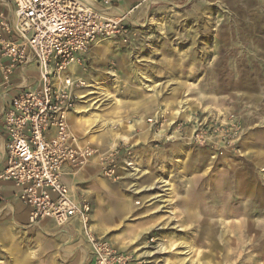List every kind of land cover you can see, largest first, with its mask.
<instances>
[{
    "label": "rangeland",
    "instance_id": "374dc122",
    "mask_svg": "<svg viewBox=\"0 0 264 264\" xmlns=\"http://www.w3.org/2000/svg\"><path fill=\"white\" fill-rule=\"evenodd\" d=\"M133 8L130 41L110 45L118 59L102 68L94 45L75 71L89 86L76 117L96 115L88 134L70 122L80 145L135 160L117 181L101 176L96 157L72 174L91 205L87 228L138 264H264V0ZM163 15L160 25L150 20ZM110 72L116 86L105 98L96 85ZM161 111L165 124L150 130L146 120ZM33 227L10 240L7 264H94L83 231L46 220Z\"/></svg>",
    "mask_w": 264,
    "mask_h": 264
},
{
    "label": "built area",
    "instance_id": "2783aa9c",
    "mask_svg": "<svg viewBox=\"0 0 264 264\" xmlns=\"http://www.w3.org/2000/svg\"><path fill=\"white\" fill-rule=\"evenodd\" d=\"M116 0H0V123L5 140L0 182L14 183L19 201L29 208V224L52 220L59 226L79 222L94 264H138L108 241L96 237L90 222L89 200L64 181L68 174L98 159L101 176L117 181L121 171H133L131 154L115 150L97 155L90 144L80 145L69 116L87 86L70 71L99 39L130 41L129 15L112 16ZM33 66L38 78L25 71ZM16 76L19 78L16 81ZM164 113L146 120L150 130L165 124ZM201 134L195 137L200 144Z\"/></svg>",
    "mask_w": 264,
    "mask_h": 264
},
{
    "label": "crops",
    "instance_id": "0c3cea01",
    "mask_svg": "<svg viewBox=\"0 0 264 264\" xmlns=\"http://www.w3.org/2000/svg\"><path fill=\"white\" fill-rule=\"evenodd\" d=\"M87 1L92 6L97 7L99 5L98 0H87ZM142 1L146 2V0H117V2H115L113 6V9L111 10V13L113 15H121L124 13L131 14L135 10L133 8V5L140 3ZM99 43H101L99 45L101 47L98 46ZM111 44H114L112 40L100 41L97 44H95L97 45V48H94L93 50L92 47L91 56L96 62V64L98 60L102 61V63H100V66H102V68L106 65V63L110 62L111 59L113 58L118 59L119 50L118 49L113 50L112 47H110ZM105 45H108L109 47ZM110 50H113V53ZM25 75L27 80L33 82L38 78L37 69L33 66H30L25 71ZM15 79L16 81H18L19 78L16 76ZM4 104H5L4 102L0 101V113L1 110L3 109ZM184 118H188V117L184 116ZM130 129H132V126H129L128 130ZM0 131L2 136L1 141L3 142V155L5 159V140L1 128V123H0ZM124 132L128 133L126 131ZM4 159L0 166V171L4 168ZM64 181L67 185H70L74 188V181L72 179V174L71 175L68 174L67 176H65ZM29 214H30L29 208L24 206L18 199V192L14 183L11 181L0 182V263L1 264L2 263L7 264L8 260L10 259L9 258L10 253L8 251V248L13 247L12 245L16 242V241L10 242V240H12L16 235L17 236L20 234L27 235L28 232L27 229L34 228L29 224ZM46 221L51 222L52 220H46ZM78 223L79 222L75 221L70 226H73L74 228H78L77 227ZM43 228L45 229L47 228V226ZM63 229L64 228H62V230Z\"/></svg>",
    "mask_w": 264,
    "mask_h": 264
},
{
    "label": "bare ground",
    "instance_id": "6f19581e",
    "mask_svg": "<svg viewBox=\"0 0 264 264\" xmlns=\"http://www.w3.org/2000/svg\"><path fill=\"white\" fill-rule=\"evenodd\" d=\"M112 16H114V15H112ZM164 19V15L163 16H153L150 20H151V22H153V23H156V24H161L162 23V20ZM100 41H107V40H105V39H99V40H97L96 42H95V44H97L98 42H100ZM94 44V45H95ZM101 43H99L98 44V46L100 45ZM93 45V46H94ZM99 47H101V46H99ZM102 57V56H101ZM77 67V65H72L71 67H70V71L72 72V73H74L75 74V68ZM110 74V79H109V81H108V83H105L104 84V88H102L101 86L102 85H100V84H97L96 85V89H97V92L99 93V94H102V95H104V97L105 98H110L111 97V95H110V89H109V87L108 86H113V87H115L116 86V80H117V74H116V72H110L109 73ZM148 89H150V91H151V87L150 86H146ZM153 90V89H152ZM81 98L83 99L84 98V96H81ZM78 106V105H77ZM82 110L80 109V107H78V110H75L74 112H72L71 114H70V122H71V120L72 121H75V123L73 124V126L75 127V128H80L81 126H83V128H80V132H82V133H85V134H88L87 132L88 131H86V132H84V130H86V125H88V123H90L91 122V119H94L95 117H96V115H93V116H91L90 118H84V117H81V118H79V119H77L78 117H76V114H79L80 112H81ZM182 112H186V111H182ZM74 113V114H73ZM95 116V117H94ZM77 120V121H76ZM94 122V121H93ZM72 126V127H73ZM85 128V129H84ZM106 137V136H105ZM92 138V137H91ZM120 139L122 140V141H128L129 140V138H128V136H126V135H121L120 136ZM90 142H92V139H91V141ZM0 152H1V154L3 153V145H2V141H1V139H0ZM189 153H190V151H187V152H185V154H184V157L185 158H187L188 157V155H189ZM162 181H161V183L164 185V187H166L169 183L166 181V180H163V179H161ZM136 190V189H135ZM159 196L157 195L156 196V198H158ZM82 229H83V226L80 224V223H78V232H80V234L82 233ZM64 232H66V233H68L69 235L70 234H72V232H73V226H70V225H68V226H65L64 227Z\"/></svg>",
    "mask_w": 264,
    "mask_h": 264
}]
</instances>
